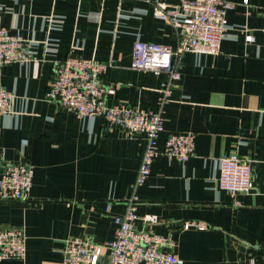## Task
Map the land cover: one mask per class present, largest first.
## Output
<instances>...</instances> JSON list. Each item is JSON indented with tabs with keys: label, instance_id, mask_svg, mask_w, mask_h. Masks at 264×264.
<instances>
[{
	"label": "crops",
	"instance_id": "0c3cea01",
	"mask_svg": "<svg viewBox=\"0 0 264 264\" xmlns=\"http://www.w3.org/2000/svg\"><path fill=\"white\" fill-rule=\"evenodd\" d=\"M156 1L0 0V22L30 39L41 59L37 76L32 62L0 66V89L16 95L14 113L0 114V161L35 167L27 200H0V228L24 227L27 255L0 264H62L69 238L109 241L135 189L140 216H158L138 227L168 237L163 248L184 264H264V0H230L237 5L220 54L181 55L159 147L173 133L193 132L195 154L159 155L143 185L135 186L144 133L79 117L46 98L57 63L75 55L113 63L102 76L115 88L110 102L156 109L165 75L132 65L138 40L178 43L177 30L153 15ZM232 153L252 161L251 193L219 187V160Z\"/></svg>",
	"mask_w": 264,
	"mask_h": 264
},
{
	"label": "built area",
	"instance_id": "2783aa9c",
	"mask_svg": "<svg viewBox=\"0 0 264 264\" xmlns=\"http://www.w3.org/2000/svg\"><path fill=\"white\" fill-rule=\"evenodd\" d=\"M248 3V0H243ZM230 0H179L169 3L157 0L153 15L170 23L178 34L175 47L159 42L138 40L133 47L132 65L138 70L165 75L160 86L158 107L146 110L126 103H112L109 96L115 88L108 86L102 76L113 66L96 58L70 55L57 63L46 98L59 103L79 117H101L109 127H118L128 134H145V151L136 187L145 184L152 174L153 163L161 154L186 161L195 154L196 134L193 132L169 135L162 148L159 138L164 131V109L172 100L175 85L182 73L179 59L185 52L218 55L222 41L229 29L228 12L236 7ZM97 19L96 14H89ZM248 39H253L248 35ZM36 45L20 33L10 31L0 22V66L17 62H32L37 76L41 59L36 57ZM16 95L6 88L0 89V114L14 113ZM252 161L238 153L223 156L219 160V187L232 195L251 193L254 190ZM35 167L30 162L4 163L0 161V200H27L33 187ZM110 204L106 210L109 211ZM139 195L135 191L127 198L126 210L115 215V236L105 243H97L84 236L66 240L62 264H184L183 260L163 246L170 239L147 228H139L137 222L156 223L158 216L139 214ZM201 223L187 222L185 227ZM27 255V236L24 227L0 228V261L11 258L24 259ZM250 264H256L250 262Z\"/></svg>",
	"mask_w": 264,
	"mask_h": 264
}]
</instances>
